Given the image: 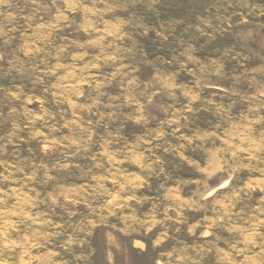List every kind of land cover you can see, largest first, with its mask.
I'll return each mask as SVG.
<instances>
[{
  "label": "rangeland",
  "instance_id": "rangeland-1",
  "mask_svg": "<svg viewBox=\"0 0 264 264\" xmlns=\"http://www.w3.org/2000/svg\"><path fill=\"white\" fill-rule=\"evenodd\" d=\"M0 264H264V0H0Z\"/></svg>",
  "mask_w": 264,
  "mask_h": 264
}]
</instances>
